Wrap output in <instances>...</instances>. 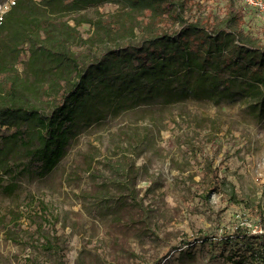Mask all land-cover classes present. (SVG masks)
Returning <instances> with one entry per match:
<instances>
[{
	"label": "rangeland",
	"instance_id": "rangeland-1",
	"mask_svg": "<svg viewBox=\"0 0 264 264\" xmlns=\"http://www.w3.org/2000/svg\"><path fill=\"white\" fill-rule=\"evenodd\" d=\"M195 1L224 17L228 0ZM252 11L246 30L264 25ZM15 133L2 128L0 148ZM66 150L46 177L38 160L10 150L20 168L2 182L15 192L0 190V264H264V122L239 103L141 106L82 131ZM215 175L221 185L207 203Z\"/></svg>",
	"mask_w": 264,
	"mask_h": 264
},
{
	"label": "trees",
	"instance_id": "trees-1",
	"mask_svg": "<svg viewBox=\"0 0 264 264\" xmlns=\"http://www.w3.org/2000/svg\"><path fill=\"white\" fill-rule=\"evenodd\" d=\"M239 2L221 18L195 0H14L0 16V130L16 129L0 148V190L17 187L2 183L20 168L14 146L46 177L73 137L141 106L232 102L264 122V25L246 30L253 11ZM220 185L211 176L207 203Z\"/></svg>",
	"mask_w": 264,
	"mask_h": 264
},
{
	"label": "built area",
	"instance_id": "built-area-1",
	"mask_svg": "<svg viewBox=\"0 0 264 264\" xmlns=\"http://www.w3.org/2000/svg\"><path fill=\"white\" fill-rule=\"evenodd\" d=\"M240 1L242 2V5L247 9H251L254 11L256 10L259 14L264 15V0H240Z\"/></svg>",
	"mask_w": 264,
	"mask_h": 264
}]
</instances>
